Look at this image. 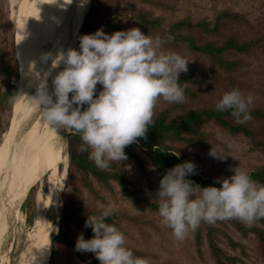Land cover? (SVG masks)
<instances>
[{
  "label": "rangeland",
  "instance_id": "1",
  "mask_svg": "<svg viewBox=\"0 0 264 264\" xmlns=\"http://www.w3.org/2000/svg\"><path fill=\"white\" fill-rule=\"evenodd\" d=\"M20 2L21 0H0V143L8 128L12 101L17 83L20 81V79L18 80L17 56L13 52L16 35L19 27H26L32 23L39 11L41 0H27L23 17L19 19ZM46 3L49 4V0H45V9L47 8ZM95 5L97 13L94 27L102 29L108 34L117 30L138 27L142 32L155 36L152 28L142 26L132 18L134 12L142 9L147 18L155 19L164 28L180 18L213 20L220 11L237 13L242 16V19H225L226 27L222 30L224 35L234 31L239 34L240 39L264 35V0H98ZM45 17L46 26H49L47 15ZM48 29L51 32L53 26H49ZM12 34L13 44L10 40ZM80 34L81 31L79 36ZM195 34L204 40L221 39V36L204 35L203 37L200 32H195ZM51 49L52 45L48 43L42 49L44 50L43 54L51 52ZM162 50L177 52L189 61L187 71L181 72L179 76L186 77L184 82L199 93V99L192 100L184 94V102L177 104L165 102L161 98L154 108V115L165 110L169 113V118H174L188 109L215 106L224 92L233 89L240 90L245 96H253L254 100L250 108L264 109V40L251 53L228 56V58H239L243 61V64L232 73L236 74V80L240 81L241 85L231 84L227 80L217 81L206 77L203 74L206 70L222 74L223 72L217 66L212 65L204 55L191 53L183 45L166 48L162 46ZM41 57L42 55L38 60L36 72L48 68L49 62H43ZM49 86H51L50 78ZM97 89L100 90L101 85L98 84ZM31 95L34 93L28 94L26 98L29 110L34 104L29 97ZM46 123L38 113L33 122L34 130L41 134ZM247 123L257 128L264 121L251 118ZM69 132L70 129H61L59 162L49 169L45 167L38 176L39 180L28 187L24 193L23 201L25 196L29 195L34 213L29 222V214H26L23 209V201L20 203L17 221L13 223L10 233L6 235L5 242H3L4 246L2 245L3 252L1 253L5 259L3 264H19L21 257L26 258L27 253L36 242L46 241L49 246L50 238V253L46 256L47 247L36 264H82L60 244H53L54 253L50 257L52 238L60 224L64 200H72L80 204L87 217L99 216L105 208L112 207L113 213L116 215L115 226L124 233L126 246L148 252V256L144 258L148 264H213L206 245L200 252L197 251L192 231H189L183 240H177L172 235L171 229L161 224L158 211L150 210L141 201L143 198L153 201L159 185L158 174L152 167L146 151L136 148L138 160L127 157V160L120 163L113 162L109 167L127 179L128 185L135 195V200L131 201L123 195L116 183L111 182L109 188L108 185L89 178L87 184L84 182L86 179L80 178L81 174L74 173L68 167L67 135ZM199 132L207 135H195L194 139L197 145L192 146L174 141L166 143L178 155L193 158L209 155L211 145L222 149L226 156L224 159H219L218 162L212 161L210 158L197 159L198 173L201 176L232 173L231 170L235 167L246 169L249 172L264 166V154L254 149L245 136L230 134L209 120L203 122L199 127ZM261 136L264 138V132ZM59 164L62 165L61 169L63 168V173L60 176L57 168ZM58 189L59 191H57ZM4 202H6V198L1 196L0 211L4 210ZM128 216H139L142 222L135 225L128 219ZM212 225L216 228L217 243L236 257L234 264H264V256L259 253L253 234H242L231 226L228 220H220ZM81 233L83 234L82 231L71 226L70 234L75 240ZM83 236L86 239L84 234ZM9 244L8 251L6 248ZM86 253L94 255L91 252Z\"/></svg>",
  "mask_w": 264,
  "mask_h": 264
},
{
  "label": "clouds",
  "instance_id": "2",
  "mask_svg": "<svg viewBox=\"0 0 264 264\" xmlns=\"http://www.w3.org/2000/svg\"><path fill=\"white\" fill-rule=\"evenodd\" d=\"M87 2L79 0L81 6ZM163 44L159 35H148L138 27L82 34L78 49L42 54V61L50 62L46 70L36 72L35 62L31 63L29 85L35 93L29 97L42 120L50 127L74 130L80 135L81 150L90 149L89 159L108 169L113 162L127 160L125 147L146 136L159 99L177 104L185 100L178 76L187 71L189 61L177 52L162 50ZM253 100L252 95L233 89L222 94L215 108L231 109L237 122L243 123L251 119ZM209 155L226 156L212 145ZM231 171V176L217 180V187L187 178L196 174L192 161L166 170L153 199L161 224L183 240L202 222L238 219L252 225L264 218V184L253 180L246 169ZM112 214L113 208L107 207L99 216H88L85 227L93 235L85 239L79 234L75 250L93 253L99 264H148L126 246L124 233L106 222Z\"/></svg>",
  "mask_w": 264,
  "mask_h": 264
},
{
  "label": "trees",
  "instance_id": "3",
  "mask_svg": "<svg viewBox=\"0 0 264 264\" xmlns=\"http://www.w3.org/2000/svg\"><path fill=\"white\" fill-rule=\"evenodd\" d=\"M97 1L98 0H92L91 7L85 17L80 35L93 33L98 29L94 27V21L96 19L95 15L97 13L95 2ZM132 18L142 26L152 28L155 32V36L159 35L164 41V44L162 45L164 48L183 45L191 53L204 55L212 65L217 66L223 72L222 74L217 71L206 70L203 73L206 77H211L217 81L227 80L229 83L235 85H241V82L236 80V74L233 75L232 73L243 64V61L239 58H228V56L251 53L256 47L261 45L264 40V35L248 39H240L239 34L235 31L224 35L222 30L226 27L225 19H242L241 15L237 13H229L227 11H220L216 14L213 20H207L206 18L192 20L190 17L180 18L171 22L167 28L161 26L155 19L147 18L142 12V9L134 12ZM195 32L202 33L203 37L204 35L216 37L221 36V39L218 40L215 38L204 40L203 38L197 37ZM10 40L11 44H13V34L11 35ZM43 51L44 50H41V55L43 54ZM185 78L184 75L178 76V82L183 88L184 94L192 100L199 99V93L184 82ZM231 113V109L221 112L217 111L215 106H211L188 109L179 116L169 118V113L167 111H160L153 116V123L149 125L146 136L137 138V142L125 147L124 151L127 154V157L135 160H138V155L135 151L136 148L146 151L152 167L158 174V184L166 170L184 161H192L196 165V174H190L187 177L188 179L201 186L215 185L219 187L217 180L219 178L229 177L232 173L216 176H201L198 173L197 161V159L205 160L206 158H210L212 161L218 162L219 159L213 158L211 155L204 157L197 156L198 158L183 155L180 156L175 153L166 142L174 141L184 142L192 146L197 145L194 136H201L202 133L199 132V127L205 120H209L230 134H241L245 136L249 139L250 144L254 149L264 154V138L261 136L264 132V123L257 128H254L247 123L248 120L243 123H238ZM250 116L251 118L264 121V109L260 107H252L250 108ZM202 135L207 134L203 133ZM67 137L69 145L68 167L71 168L74 173L81 174L80 178L86 179L84 182L87 184L89 178L94 179L96 182L108 185L109 188L110 183L114 182L126 198L131 201L135 200L134 191L129 187L128 181L124 176L119 172L114 171L112 168H98L94 162L89 159V151L81 150L82 141L79 134L70 129ZM249 174L253 180L260 184H264V166L249 171ZM141 201L150 210L157 211V205L153 201H150L148 198H143ZM31 202L29 195H26L25 200L23 201V209L26 214H29V222L34 213V207ZM86 219V212L81 208L80 204L72 200H64L61 210L60 224L52 238L50 257H52L54 253L53 244H60L63 245L65 249L80 263L99 264L95 255L75 250L76 240L70 234L71 226H74L83 232L86 239L91 238L93 233L90 227H85ZM128 219H130L131 222H134L135 225H139L142 222L139 216H128ZM115 220L116 215L113 213L107 217L106 222L115 225ZM228 222L242 234H253L257 249L259 253L264 256V226H262L264 225V218L258 219L252 225H246L238 219H228ZM215 229L216 228L212 224L202 222L195 231H192L197 251L200 252L202 247L206 245L209 251V258L213 264H234L236 257L229 254L217 243ZM50 241L51 238L49 239L46 256L50 253ZM129 248L138 257L145 258L148 256V252L144 250H137L130 246ZM43 259H45V257H43Z\"/></svg>",
  "mask_w": 264,
  "mask_h": 264
},
{
  "label": "bare ground",
  "instance_id": "4",
  "mask_svg": "<svg viewBox=\"0 0 264 264\" xmlns=\"http://www.w3.org/2000/svg\"><path fill=\"white\" fill-rule=\"evenodd\" d=\"M66 1L68 0H49V4L46 3L48 9H45V0H41L39 11L32 23L26 27H19L14 53L17 56L20 84L29 78L28 73L32 62H35L34 70L37 71L40 52L45 45L48 43L52 45L51 53L53 54L61 49V41L68 32V9L74 3V0H69L68 4ZM26 4L27 0H21L18 10L19 19L23 17ZM45 15H47L49 26H53L51 32H49V26H46ZM26 98L27 95L16 106V113L19 115L29 111ZM61 129L50 127L46 123L40 134L34 130L32 123L27 129L20 131L14 142L13 150L8 152L6 174L0 183V198L1 196L6 198L4 210L0 211V264H3L5 260L1 253L3 242H5L6 235L10 233L13 223L17 221V213L24 199V193L28 187L39 180L38 176L45 167L49 169L59 162ZM61 167V164L57 167L59 170L57 171L60 172L59 176L63 173ZM47 247L48 242L46 241L36 242L27 253V257H21L19 264H36ZM9 248L10 244L6 250L9 251Z\"/></svg>",
  "mask_w": 264,
  "mask_h": 264
},
{
  "label": "water",
  "instance_id": "5",
  "mask_svg": "<svg viewBox=\"0 0 264 264\" xmlns=\"http://www.w3.org/2000/svg\"><path fill=\"white\" fill-rule=\"evenodd\" d=\"M91 4L92 0H88L85 5L81 6L79 0H74L72 6L69 7V18L67 23L68 32L65 38L61 41V49L66 50L68 48H77L79 33L82 29L85 17L89 12ZM30 93H35V88L29 85V78L21 84L20 82L17 83L15 95L12 101L11 117L8 123V128L0 143V183L6 174V157L8 152L11 150V147H13L20 131L27 129L28 126L30 127L39 113L35 103L28 112L21 115L16 113V106L18 103Z\"/></svg>",
  "mask_w": 264,
  "mask_h": 264
}]
</instances>
